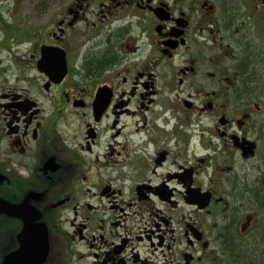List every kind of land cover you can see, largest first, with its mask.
Returning a JSON list of instances; mask_svg holds the SVG:
<instances>
[{"label": "flooded vegetation", "instance_id": "1", "mask_svg": "<svg viewBox=\"0 0 264 264\" xmlns=\"http://www.w3.org/2000/svg\"><path fill=\"white\" fill-rule=\"evenodd\" d=\"M0 264H264V0H0Z\"/></svg>", "mask_w": 264, "mask_h": 264}, {"label": "rangeland", "instance_id": "2", "mask_svg": "<svg viewBox=\"0 0 264 264\" xmlns=\"http://www.w3.org/2000/svg\"><path fill=\"white\" fill-rule=\"evenodd\" d=\"M261 249H263V248H261ZM257 250H259V248H257ZM260 256H261V251L256 252V258L258 259ZM257 259H256V260H257ZM261 260H262V259H261Z\"/></svg>", "mask_w": 264, "mask_h": 264}]
</instances>
